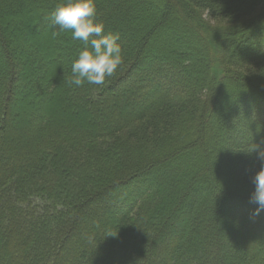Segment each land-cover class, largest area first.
Returning a JSON list of instances; mask_svg holds the SVG:
<instances>
[{
  "label": "trees",
  "instance_id": "trees-1",
  "mask_svg": "<svg viewBox=\"0 0 264 264\" xmlns=\"http://www.w3.org/2000/svg\"><path fill=\"white\" fill-rule=\"evenodd\" d=\"M60 2L0 0V264H264V0H95L81 87Z\"/></svg>",
  "mask_w": 264,
  "mask_h": 264
},
{
  "label": "clouds",
  "instance_id": "clouds-1",
  "mask_svg": "<svg viewBox=\"0 0 264 264\" xmlns=\"http://www.w3.org/2000/svg\"><path fill=\"white\" fill-rule=\"evenodd\" d=\"M96 11L95 0H61L51 13L52 24L60 32L71 31L72 39L84 44L72 63L68 80L76 87L85 83L103 85L123 62L119 33H105L104 24L96 20ZM58 34L52 32L53 37ZM252 151H257L261 162L251 178L254 190L249 197L250 203L257 205L251 215L257 217L264 212V149L254 144Z\"/></svg>",
  "mask_w": 264,
  "mask_h": 264
}]
</instances>
